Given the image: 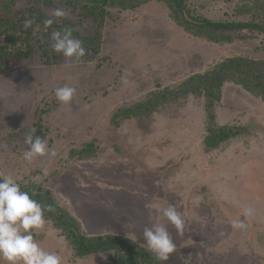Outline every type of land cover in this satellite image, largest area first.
Returning a JSON list of instances; mask_svg holds the SVG:
<instances>
[{
	"label": "rangeland",
	"instance_id": "rangeland-1",
	"mask_svg": "<svg viewBox=\"0 0 264 264\" xmlns=\"http://www.w3.org/2000/svg\"><path fill=\"white\" fill-rule=\"evenodd\" d=\"M188 3L195 14L212 20L248 16L236 14L237 0ZM42 9L48 16L61 9L75 18L57 0ZM241 34L222 43L194 36L157 0L109 8L96 55L68 60L52 50L50 34L47 61L34 44L29 58L0 75V172L22 191L30 185L50 192L86 236L120 235L146 249L144 228L163 225L176 247L163 262L147 250L157 264H264V102L259 97L240 85H223L214 124L243 129L214 149L203 142L202 96L168 101L144 118H112L117 108L174 88L227 57L264 60V34ZM65 85L76 89L70 104L54 95ZM32 128L55 156L24 159V138ZM85 148L88 155L80 152ZM169 205L185 221L182 235L162 215ZM245 206L252 215L243 214ZM237 219L247 227L233 228ZM34 240L60 255L62 264H113L112 250L76 257L51 220L45 219Z\"/></svg>",
	"mask_w": 264,
	"mask_h": 264
},
{
	"label": "trees",
	"instance_id": "trees-1",
	"mask_svg": "<svg viewBox=\"0 0 264 264\" xmlns=\"http://www.w3.org/2000/svg\"><path fill=\"white\" fill-rule=\"evenodd\" d=\"M53 1L55 0H0V75L7 73L14 62L29 58L36 48L41 51L44 62L47 61L46 38L54 30L65 26L73 28V36L82 40L86 52L83 57L90 56L91 53L96 55L100 49L101 30L109 17V8L133 7L150 0H57L71 9L75 18H53L56 22L45 28L43 21L50 16L44 13L42 6L51 5ZM157 1L168 5L194 36L215 43L228 42L234 35H245L241 33L264 34V0H237L240 3L235 5L236 14L248 15L239 20H212L195 14L188 0ZM33 17L35 19L32 26L25 28V20ZM225 83L240 85L264 102V60L239 55L227 57L202 73L188 76L174 88L151 91L144 100L117 108L112 118H144L168 101L189 95L202 96L206 122L203 142L206 148L214 149L237 137L243 129L241 126L214 124V107L221 100V89ZM80 152L88 155L90 150L85 148ZM24 191L41 205L51 206L52 210L45 211L44 217L60 229L76 257L83 258L112 250L114 255L110 259L113 264H157L145 248L127 237L115 234H82L78 222L55 203L47 190L29 185Z\"/></svg>",
	"mask_w": 264,
	"mask_h": 264
},
{
	"label": "clouds",
	"instance_id": "clouds-1",
	"mask_svg": "<svg viewBox=\"0 0 264 264\" xmlns=\"http://www.w3.org/2000/svg\"><path fill=\"white\" fill-rule=\"evenodd\" d=\"M67 13L61 9H54L43 21L45 28L51 27L55 18L65 17ZM34 17L26 19L24 27L29 28L34 23ZM74 29L63 27L51 33V48L61 53L66 59L79 60L86 52L81 39L73 36ZM76 89L72 86H62L54 89L57 101L62 104L72 102ZM28 148L23 153L26 161L31 162L37 156H55V150L48 151L46 140L36 135L32 128L24 138ZM51 206H43L32 199L28 192L22 191L21 186L12 176L0 172V264H62V257L55 252L43 249L35 240L34 232L42 229L45 224V211H51ZM251 207L245 206L243 214L250 216ZM162 215L175 226L179 235L183 234L184 219L174 205L163 209ZM232 227L245 229L247 225L241 220H233ZM38 234V233H36ZM143 239L146 250L154 253L160 261H167L169 255L175 251V243L167 229L160 224L145 227Z\"/></svg>",
	"mask_w": 264,
	"mask_h": 264
}]
</instances>
